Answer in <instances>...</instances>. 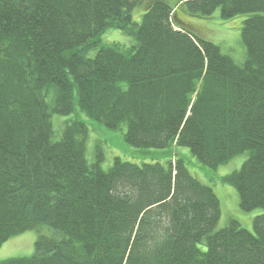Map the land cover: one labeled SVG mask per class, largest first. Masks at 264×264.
Segmentation results:
<instances>
[{"label":"trees","instance_id":"trees-1","mask_svg":"<svg viewBox=\"0 0 264 264\" xmlns=\"http://www.w3.org/2000/svg\"><path fill=\"white\" fill-rule=\"evenodd\" d=\"M218 10L247 16L243 65L180 14ZM109 29L134 42L103 45ZM76 112L211 170L248 154L222 182L264 210V0H0V249L38 232L33 256L0 264H264V214L216 231L219 199L182 154L105 171L83 121H52Z\"/></svg>","mask_w":264,"mask_h":264},{"label":"rangeland","instance_id":"rangeland-1","mask_svg":"<svg viewBox=\"0 0 264 264\" xmlns=\"http://www.w3.org/2000/svg\"><path fill=\"white\" fill-rule=\"evenodd\" d=\"M143 6L137 7L133 12V20L141 24L144 15ZM184 21L189 24L193 31L206 41H210L220 46L223 54L230 55L234 61L243 65L246 62L247 51L242 42V28L246 15H240L230 20H223L221 11L218 10L210 19H200L190 17L187 14L180 13ZM134 39L126 36L122 31L109 29L101 39L103 45L119 43L125 46H131ZM97 51L89 53L93 58ZM83 121L89 130L87 141V152L89 160L95 161L98 153L103 156L101 163L102 169L108 171L116 158L125 162L141 165L143 163H152L160 161L165 163L173 154H182L186 156L189 171L193 177L198 179L205 186L211 188L219 199L221 207V218L216 228L220 231L226 228L232 220L239 222L242 228L254 233V220L264 214V210L258 209L250 213H244L240 209V198L237 190L222 182V178L239 171L248 159V154H243L233 159L228 164L219 167L216 170L208 169L203 166L187 149L176 150H139L126 143L124 134L125 129L110 130L102 124L93 121L85 114L76 112L67 118L53 117L54 125L59 120ZM38 238L37 231L27 232L17 238L8 241L0 249V263L13 258H27L35 254V243Z\"/></svg>","mask_w":264,"mask_h":264}]
</instances>
